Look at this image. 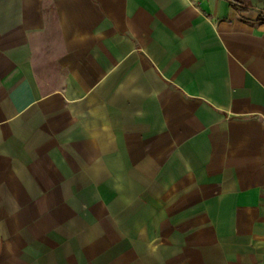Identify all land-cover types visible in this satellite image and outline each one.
I'll return each mask as SVG.
<instances>
[{"label":"crops","instance_id":"0c3cea01","mask_svg":"<svg viewBox=\"0 0 264 264\" xmlns=\"http://www.w3.org/2000/svg\"><path fill=\"white\" fill-rule=\"evenodd\" d=\"M0 264H264V0H0Z\"/></svg>","mask_w":264,"mask_h":264}]
</instances>
